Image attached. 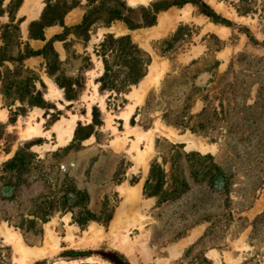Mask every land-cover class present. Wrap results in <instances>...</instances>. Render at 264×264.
I'll use <instances>...</instances> for the list:
<instances>
[{
    "label": "rangeland",
    "instance_id": "rangeland-1",
    "mask_svg": "<svg viewBox=\"0 0 264 264\" xmlns=\"http://www.w3.org/2000/svg\"><path fill=\"white\" fill-rule=\"evenodd\" d=\"M25 1L0 16V264H264V0H43L24 28Z\"/></svg>",
    "mask_w": 264,
    "mask_h": 264
},
{
    "label": "crops",
    "instance_id": "crops-1",
    "mask_svg": "<svg viewBox=\"0 0 264 264\" xmlns=\"http://www.w3.org/2000/svg\"><path fill=\"white\" fill-rule=\"evenodd\" d=\"M42 2H43V0H26L25 1L24 5L22 7H23V11L28 13V18L23 23L24 28L26 27L28 20L35 19L39 16V14L41 13V11L43 9V6H41L40 9H37V3L42 4ZM77 21H79V20H77ZM66 23L70 25V24H74L75 21H73L72 23H68V22H66ZM49 30H52L50 34H48L46 31L44 32V36L46 37V40L35 39V38H32L30 40V42H31V44L35 50L40 48L48 39H51L56 34H59L61 29H58V27L52 26L49 28ZM39 42H41V45H39ZM65 43H66V40H63L62 38L61 39L55 38L53 41V46L55 48L56 53L58 54L59 65L56 67V72H53L51 74H46V73L42 72L41 80L39 81L40 84L42 85V87H45L44 83H46V82L49 85L48 92H43V98H45V97L58 98V97H63V94L65 95V97H67L66 86L65 85L63 86V84H62L64 81V78H63V76L60 75V74H62L63 71H65V69L68 68V66L70 64L69 51H68V47L65 45ZM44 61L45 60L42 56L34 54V55H31L29 58L26 59V66L29 67L30 69H35V70L38 69L39 71L41 69L46 70L47 64H46V62L44 63ZM59 87L63 88L64 93L62 92V89ZM59 105L61 107L64 106L60 100H59ZM37 109H39V108H37ZM77 121H78V119H77ZM75 126H76V123H75ZM200 233H201V229H200L199 234H197V236L194 239H196L200 235ZM193 234H192V236H193ZM183 243L184 242H182L181 245ZM185 248L182 250V253H184L186 251ZM207 257L210 258L208 255H207Z\"/></svg>",
    "mask_w": 264,
    "mask_h": 264
},
{
    "label": "bare ground",
    "instance_id": "bare-ground-1",
    "mask_svg": "<svg viewBox=\"0 0 264 264\" xmlns=\"http://www.w3.org/2000/svg\"><path fill=\"white\" fill-rule=\"evenodd\" d=\"M41 8V5L40 3H37V9H40ZM38 13V12H37ZM33 15V14H32ZM33 129L32 130H36L38 128H36L35 126L32 127ZM57 128V131H58V135H59V138L61 140V143H68L73 135V132H74V129H75V122L74 121H70L68 122V125L67 126H64L62 124H59L58 126H56ZM191 148H194V149H198L199 151H203V152H208L210 150H215V147L214 146H211V145H208L206 144V142H203V141H200V140H193L191 141L190 145H189ZM135 188L137 187H134L132 186L131 187V190H129L128 188L124 190V193L126 196L128 197H133L135 194H136V190ZM139 188V187H138ZM121 211V210H120ZM120 216L121 214L118 213V215L116 216V218L114 219V222H113V226L112 228L116 229L117 228V223L118 221L120 220ZM113 229V230H114ZM200 232V229L197 230V232H195V234L190 238L188 239L187 241H185L182 245L179 246V248H184L187 244H189V242L193 241L194 238L197 236V234H199ZM22 242V241H21ZM53 243V242H52ZM21 251L23 252L24 254V257L27 258L30 254H32L31 252L32 249L24 244L21 243ZM51 250V249H50ZM37 251H41V250H37ZM40 253V252H39ZM39 255V254H38ZM37 255V256H38ZM28 259V258H27ZM32 260V259H30ZM25 264H27L28 260H25ZM28 261V262H27Z\"/></svg>",
    "mask_w": 264,
    "mask_h": 264
},
{
    "label": "trees",
    "instance_id": "trees-1",
    "mask_svg": "<svg viewBox=\"0 0 264 264\" xmlns=\"http://www.w3.org/2000/svg\"><path fill=\"white\" fill-rule=\"evenodd\" d=\"M14 0H12V2H13ZM4 2H5V0H0V16H2L3 14H4V12H5V9H4ZM120 18V17H119ZM128 22H130L129 20H128ZM131 23V22H130ZM151 24V21H148L147 23H146V25H150ZM130 28H135V27H133L132 25H130ZM34 54H36V55H40L41 53L40 52H34L32 55H34ZM2 51L0 50V60H3L2 58ZM144 74H142V76H143ZM141 77V76H140ZM140 77L139 78H136L135 80H133V83H137L138 81H139V79H140ZM95 110V109H94ZM14 163V162H13Z\"/></svg>",
    "mask_w": 264,
    "mask_h": 264
}]
</instances>
